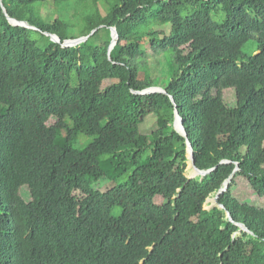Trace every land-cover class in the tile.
<instances>
[{"label":"trees","instance_id":"1","mask_svg":"<svg viewBox=\"0 0 264 264\" xmlns=\"http://www.w3.org/2000/svg\"><path fill=\"white\" fill-rule=\"evenodd\" d=\"M155 51L166 94L142 95ZM238 176L264 196V0H0V264H264V208L233 195Z\"/></svg>","mask_w":264,"mask_h":264},{"label":"rangeland","instance_id":"2","mask_svg":"<svg viewBox=\"0 0 264 264\" xmlns=\"http://www.w3.org/2000/svg\"><path fill=\"white\" fill-rule=\"evenodd\" d=\"M40 6H38L39 8ZM41 14L43 16H47L49 14L52 18L53 17H61L62 19H71L73 15V9H71L70 6H63L59 10L56 9L54 10L53 6L50 5H43L40 7ZM168 30V28H166ZM71 40H76V39H71ZM256 51V45L251 44L250 46L246 45L244 48L245 53H255ZM168 60V59H167ZM142 62V63H141ZM138 64H146L148 67L149 73L151 74L152 79L156 82L155 87H159L164 89V85L166 84L168 80V68H167V63H166V56L164 52L162 51H155L152 54L144 57ZM142 66V65H141ZM140 66V67H141ZM140 77H144V72L143 70L140 71ZM107 84V83H106ZM224 99L227 104L233 106L236 103V94L234 90L229 89L224 92ZM55 119L52 118L50 120V123H54ZM155 118L154 117H149L147 121L142 125L141 129L142 132L148 133L152 128H155ZM78 146L79 147H84L86 144V140L82 139ZM186 176L188 178H196L198 176H193V167L191 165L190 160L188 159L187 161V168H186ZM233 186V195L242 200V201H247L251 203L254 206H258L261 208H264V196H260L257 193H255L251 186L249 185L247 179H245L242 176H238L235 178ZM24 196L28 198V192L23 190ZM216 194H212L208 201L205 204L206 209H211L214 206V203L212 202L213 199H215ZM211 200V201H210ZM157 203L162 202V198L158 197L156 198ZM210 201V202H209ZM215 202V200H214ZM117 213V212H116Z\"/></svg>","mask_w":264,"mask_h":264},{"label":"water","instance_id":"3","mask_svg":"<svg viewBox=\"0 0 264 264\" xmlns=\"http://www.w3.org/2000/svg\"><path fill=\"white\" fill-rule=\"evenodd\" d=\"M8 20L13 24V25H17V26H24V27H28L30 28V26L25 23V22H20V21H17V20H14V19H11L8 17ZM98 29L92 31V33L89 35V36H92ZM51 37V39L54 41V42H57L59 43L60 42V39L56 36V35H50V34H47ZM88 37H81V38H78L76 40H67L64 42V45L67 46V47H71V46H74V45H78L84 41H86ZM111 36H112V44L110 45V48H109V52L113 49V47L117 44V40H118V34H117V31L115 28H112L111 29ZM153 93H163V94H166V90L165 89H162V88H159V87H151V88H148L142 92H140L139 94H142V95H147V94H153ZM174 129L180 133L182 136H184L187 141V152H188V159L190 160L191 162V165L192 167L196 170V172L198 173L197 176H200L201 178H204L206 175H208L213 169L211 170H207V171H202L200 169L197 168L196 166V163H195V159H194V147L192 146L191 142L188 140V135H187V132H186V129L184 127V121L183 119L180 117L179 113L176 111L175 112V120H174ZM238 171V164H237V168L235 169V171L233 172V174L230 176V178L228 180H226V182L223 184V187L217 192L216 196H215V202H214V206L217 205V201H218V198L221 194H223L224 192L227 191L228 187H229V184L231 183L232 179L234 178L236 172ZM208 201V200H207ZM220 208H224L223 206H219ZM227 217L230 221H232V218L230 216V213L227 212ZM239 227L242 231H245V232H249V230L246 228L245 225L243 224H239Z\"/></svg>","mask_w":264,"mask_h":264}]
</instances>
